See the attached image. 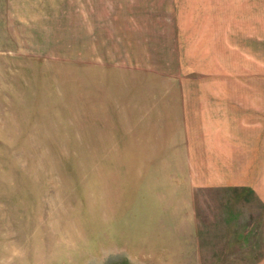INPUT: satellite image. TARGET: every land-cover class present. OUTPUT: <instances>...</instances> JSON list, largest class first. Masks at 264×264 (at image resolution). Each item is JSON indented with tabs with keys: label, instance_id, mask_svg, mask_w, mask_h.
<instances>
[{
	"label": "rangeland",
	"instance_id": "374dc122",
	"mask_svg": "<svg viewBox=\"0 0 264 264\" xmlns=\"http://www.w3.org/2000/svg\"><path fill=\"white\" fill-rule=\"evenodd\" d=\"M0 264H264V0H0Z\"/></svg>",
	"mask_w": 264,
	"mask_h": 264
}]
</instances>
